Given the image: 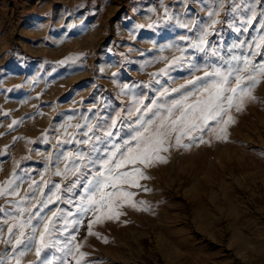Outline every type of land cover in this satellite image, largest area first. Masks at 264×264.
I'll return each instance as SVG.
<instances>
[{
	"label": "rangeland",
	"instance_id": "rangeland-1",
	"mask_svg": "<svg viewBox=\"0 0 264 264\" xmlns=\"http://www.w3.org/2000/svg\"><path fill=\"white\" fill-rule=\"evenodd\" d=\"M212 19L219 23L208 40L221 56L264 61V45L256 47L264 37V0H223V8L220 0H0V186L19 178L18 195L0 196V264H16L20 251V264H264V78L252 89L255 99L240 112L232 109L226 141L215 138L209 121L205 143L171 147L161 153L167 163L137 165L148 178L137 181L142 187L122 186L132 195L114 209L118 219L102 216L92 224L95 234L88 230L95 215L79 210L82 184L63 191L74 177L53 174L66 163L57 164L59 154L77 149L75 142H58L72 134L84 139L86 129L75 125L111 124L117 114L126 117L134 95L149 103L163 88L190 79L187 64L156 74L187 48L183 36L194 37ZM190 21L198 22L191 31L182 27ZM185 55L205 70L219 65L192 49ZM13 121L19 123L10 128ZM117 130V143L130 132L119 122ZM55 184L60 200L54 197L42 213L59 209L63 217L51 245L38 257L34 245L5 243L12 218L28 219L19 208L45 199Z\"/></svg>",
	"mask_w": 264,
	"mask_h": 264
},
{
	"label": "snow or ice",
	"instance_id": "snow-or-ice-1",
	"mask_svg": "<svg viewBox=\"0 0 264 264\" xmlns=\"http://www.w3.org/2000/svg\"><path fill=\"white\" fill-rule=\"evenodd\" d=\"M220 7L223 8V0H220ZM236 7L233 8V11H236ZM208 15L211 18L218 13L209 12ZM253 18H255V13H253ZM197 23V21H190L182 24V27L191 31L192 26ZM217 23L219 21L212 19L210 23L200 24L194 37L183 36L181 39L188 42L187 48H180V55L174 56L166 67L160 69V72L156 74H166L169 68L183 67L187 64L194 72L185 83L171 89L163 88L158 97L149 103H145L147 97L134 95L130 106L126 109V117L117 114L111 120V124L93 125L86 121L85 125H75L76 128L84 127L86 129L80 133L84 139H74L76 134H72L68 139L58 142H75L77 145L76 150L59 154L57 164L59 165L62 161L66 163L63 169L57 166L53 174L64 178L74 177V180L63 191L71 192L77 185L82 184L85 195L81 199L79 210L85 214L92 212L95 215V221H89V234H95L92 233V224L101 222L102 216L107 219L119 218L120 213L114 209L121 206L119 201L132 195L130 192L121 190L123 185L142 187L137 181L148 177L137 165L148 167L156 162L167 163L166 157L161 153L168 152L171 147L187 149L191 143L197 141L205 143L202 133L205 128L212 127L209 121L215 125L212 127V131L216 132L215 138L226 141L228 139L227 128L230 124L235 123V119L231 115L232 109L240 112L247 99H255L251 93L260 79L264 78V61L254 64L247 57L231 55L225 59L221 56L216 46L208 40ZM261 23L264 24V21ZM262 45H264V37H261L256 47L259 48ZM187 49L205 53L206 60L209 56L216 57L219 60V65L209 63L207 67L211 68L210 71L200 68L193 62L191 56L185 55ZM69 59L72 58L69 57ZM195 72L203 74L195 75ZM124 89H128V85H125ZM129 91L131 90L129 89ZM172 94L176 95L172 96ZM133 116L135 119L132 123L125 125L124 119L131 120ZM118 122L121 127L130 128V132L127 137L117 143L115 138L120 135V132L119 130L113 131V129L117 128ZM18 123L19 121H13L9 127ZM98 132H102V135L96 134ZM193 133L201 135H193ZM185 137L190 143H182ZM173 141L175 145H173ZM80 145L88 146V151L80 150ZM100 145H103V148ZM49 159L51 160V157ZM129 165L133 166L131 170H128ZM17 179L19 178L14 176L7 180L3 186H0V196L18 195V185L13 187ZM35 184L36 182L33 181L29 185V189L33 190ZM144 190L148 191L146 188ZM39 191L43 195V189L41 188ZM60 191L61 185L55 184L45 199L33 204L31 208H19L21 214L29 213L28 219L19 221L13 217L14 222L9 225L7 230L9 239L4 242L11 243L14 249L19 246L30 249L34 245L39 257L41 252L52 243L51 238L58 230L57 220L63 219L59 215V209L56 211L49 209L50 216L46 213L42 215L44 209L55 202L54 197L55 200H60ZM22 202L17 201V205ZM140 203L144 204L143 201ZM131 206L135 207V204ZM32 208H35L36 211L33 212ZM97 213L99 215H96ZM3 223L8 224V220ZM74 223H79V221ZM66 226L65 224L64 227ZM26 228L30 229V234H26ZM0 235H4L2 229H0ZM74 239L73 237L72 240ZM72 240H69L68 244H71ZM104 242L107 243L106 237ZM67 246L66 244L65 247ZM79 247V244L75 245L77 251ZM24 254V251L19 252L16 264H20L19 257ZM68 254H72L71 248H69ZM85 255V253H80L81 257ZM41 264H49V262L41 260ZM77 264H80L79 260Z\"/></svg>",
	"mask_w": 264,
	"mask_h": 264
}]
</instances>
